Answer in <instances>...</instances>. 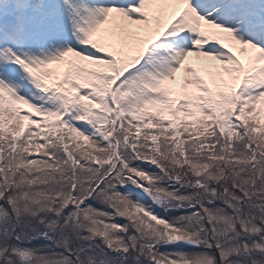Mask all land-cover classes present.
I'll return each instance as SVG.
<instances>
[{
	"label": "snow or ice",
	"instance_id": "1",
	"mask_svg": "<svg viewBox=\"0 0 264 264\" xmlns=\"http://www.w3.org/2000/svg\"><path fill=\"white\" fill-rule=\"evenodd\" d=\"M0 264H264V0H0Z\"/></svg>",
	"mask_w": 264,
	"mask_h": 264
}]
</instances>
